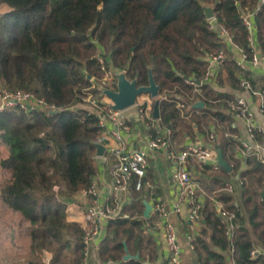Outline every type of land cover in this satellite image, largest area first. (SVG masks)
<instances>
[{
    "label": "trees",
    "instance_id": "obj_1",
    "mask_svg": "<svg viewBox=\"0 0 264 264\" xmlns=\"http://www.w3.org/2000/svg\"><path fill=\"white\" fill-rule=\"evenodd\" d=\"M259 3L0 0V7H9L0 13V82L9 91H32L59 109L58 113L28 114L11 107L0 112V142L9 146L1 167L11 172V178L0 187V199L29 222L33 253L29 264H44L35 255L43 250L54 254L50 264H82L84 230L78 222L67 220V207L76 194L91 185L97 171L98 116L76 105L89 92L101 94L91 80L104 77L99 50L103 49L114 66L126 70L127 77L139 85L149 84L152 70L164 96L160 104L162 124L176 128L175 119L181 114L183 117L184 111L186 115L193 111L210 116L208 121H229L207 100L205 108H194V102L205 99L207 93L203 96L195 91L185 78L203 80L207 62L202 56L222 46L210 29L204 5L212 6L218 20L245 44L241 10H253ZM256 21L264 50V4ZM199 88L203 93L209 90L206 84ZM175 93L187 99H176ZM181 102L185 103L182 108L178 106ZM233 143L229 136L220 143L223 155L233 150ZM246 161L247 169L239 174L238 166L231 171L223 167L214 170L212 166L203 170L201 182L208 193L203 224L195 248L183 255V264H232L231 260L264 264L263 255L251 258L255 246L264 247V162L254 155ZM229 182L235 185L232 192L225 189ZM216 201L230 211L239 205L231 238ZM143 222L144 218L132 221L125 217L110 221L100 248L104 264H144L140 241L132 253L139 254V260L125 261V255L117 254L125 251L124 242L133 235V227Z\"/></svg>",
    "mask_w": 264,
    "mask_h": 264
},
{
    "label": "built area",
    "instance_id": "obj_2",
    "mask_svg": "<svg viewBox=\"0 0 264 264\" xmlns=\"http://www.w3.org/2000/svg\"><path fill=\"white\" fill-rule=\"evenodd\" d=\"M263 4L264 0H260L255 9L241 10L242 23L247 33L245 44L237 41L231 31L216 16L207 18L211 31L217 34L222 46L217 51L205 52L202 56V59L207 62L203 80L185 78V82L193 86L195 91H200L201 85L217 84L220 66L228 58L240 71H257L264 76V50L261 46L260 30L256 21ZM97 56L105 76L100 80L94 78L92 80L93 88H98L101 94L96 96L93 92H89L84 98L92 103L93 109L90 111L98 116L101 134L100 141L97 143L103 144L105 151L101 156H98L96 152L95 159L97 161V158H102L107 164L110 182L107 189L102 191L96 171L91 185L83 190L84 195L91 201L84 210L82 264H100L96 252L104 239L110 221L124 217L123 208L130 202L129 196L132 191L140 192L145 187H151L147 181L151 152L164 151L166 153L167 159L171 162L170 181L174 188V210L180 214L185 211L186 219L193 224H202L206 192L201 180L189 169L191 158H194L201 166H212L214 170L222 167L219 163V145H203L196 141L177 148L172 139L173 129L153 116L154 103H152L151 96L143 101L138 98L135 105L125 110L114 109L113 102L104 94L103 89L116 90L117 74L124 70L110 67V58L105 56L103 49L99 50ZM240 87L250 92L251 97L256 99L259 110L264 113V85L260 89L255 88L249 78L243 75L240 78ZM173 96L179 100L182 98L180 93H175ZM103 98H106V102L102 100ZM253 104L251 98L243 95H236L229 101L235 123L243 120L247 133L245 137L234 134L228 136L239 143L242 155L245 157L264 150L260 145L252 143L258 135L264 133V124L256 117ZM180 105L184 106V104ZM11 107H17L28 114L36 111L51 113L53 110H59L43 97L25 88L8 91L0 86V112ZM131 110L134 111L131 112ZM131 113L137 116L136 122L138 123L130 119ZM209 138L215 142L216 135L212 133ZM234 186L233 182H229L225 189L232 192ZM151 204L152 211L159 216L162 223L167 264H183L185 252L193 250L196 246V234H189L188 243L184 244L179 235L178 225L171 220V210L167 208L163 199L156 196ZM216 206L223 222L228 227L227 234L231 238L239 205L236 203L235 210L232 211L227 210L221 201H216ZM260 255L264 256V247L257 245L251 251V258L256 259ZM231 263L237 264L233 260ZM0 264L21 263L0 260Z\"/></svg>",
    "mask_w": 264,
    "mask_h": 264
},
{
    "label": "crops",
    "instance_id": "obj_3",
    "mask_svg": "<svg viewBox=\"0 0 264 264\" xmlns=\"http://www.w3.org/2000/svg\"><path fill=\"white\" fill-rule=\"evenodd\" d=\"M0 8H2V12H6L9 10V7L5 4L2 5ZM260 42H261V37H260ZM232 70L235 71L234 75L231 74ZM243 75L249 78V80L253 83V86L255 88L260 89L264 85V76H262L259 72L251 71V70L247 72H242L235 66L234 62L230 58H228L220 66L218 83L214 85H208L209 86L208 89L212 90L216 94L217 98L223 99V105L221 108L218 109V111L222 112L223 114H225V116L230 118L228 121V127L231 125V127L228 128L229 132L228 131L226 133L221 132L222 127L218 119L212 118L210 121H207L206 123H202L201 120L199 119L197 120L191 119L192 116H198V115L200 116V114L197 113L198 115H196L193 113V111H190L188 116H185V118L188 120L186 125L182 127H179L178 125L176 126V128H172L174 132L172 139L174 141V144L177 146V148H181L186 144L194 143L196 141L201 142L203 145L215 144L217 146L218 145L221 146L220 143L225 141V139L229 134L245 137L247 133L245 122L243 120H239L237 123H235L234 117L229 107L230 99H232L236 95H243L246 96L247 98H251L252 102L254 103L253 106L256 112V117L264 124V113L259 110L256 99L254 97H251L250 92H247L246 90H243L240 87V78ZM198 92L203 93L201 90ZM205 93L206 91L204 92V94ZM147 97L148 96L142 95V100L147 99ZM139 99L141 100L140 97ZM198 101L205 102L204 100H196L194 104ZM180 104H184L185 106V103L182 102L178 103V106L181 108L184 106H181ZM206 106L207 105L205 102V106L203 108H205ZM133 111L134 110H131V112ZM130 119L133 120L134 122L138 120L137 116L134 113L130 114ZM234 123L236 124V126ZM212 133L216 135L215 142H212L209 138L210 134ZM252 143H254L255 145H260L262 148H264V133L258 135L252 141ZM0 145H3V147H5V151H4L5 153L3 154V156L0 157V171L3 174H5L7 180H9L11 178V172L4 170L1 167V160L9 155V146L2 142H0ZM233 146H234L233 150L228 149L227 154L226 156L224 155V157L231 164L232 169L233 167L238 166L237 172L239 174L245 171L248 167L246 161L247 156L245 157L242 155V152L239 147V143L237 141H234ZM253 155L259 158L261 161L264 160V150L258 151ZM149 160H150V165L147 174V181L150 183L151 187H145L140 192L132 191V193L129 196L130 202L125 204L123 208L124 217L131 218L129 212H131L132 210L137 211L140 207L143 208L142 211L143 217H145L144 212L146 207L144 201L148 200L150 203H152V200L156 196H160L165 202L167 208L171 210V220L178 225L179 235L183 240L184 244L187 245L188 235L191 233H195L197 236L198 232L202 228L203 222L201 225L193 224L186 219L187 215L185 211L182 214H180L174 210V204H175L174 188L171 185V181H170L171 162L167 159L166 153L164 151H153L150 153ZM97 165H98V170L96 177L102 191H105L110 182V176L107 171V164L104 163L102 158H97ZM189 169L201 180V178L204 175L203 170L206 169V166L199 165L194 158H191L189 163ZM141 200H142L141 203L144 205V207L139 202ZM90 201L91 199L85 196L83 191L76 194L72 198V200L68 202L67 220L69 222H78L81 226H83V222L85 219L84 210L86 206L89 205ZM1 203L3 205L4 211L16 215L17 217L20 218L21 221L25 222L26 225L29 227V222L25 221L18 212L14 211L13 209L5 205L2 201ZM145 219H154V223H155L154 227L155 226L158 227L157 232H154L156 236L154 241L155 256L154 259L149 261V263L147 264H167L168 262L167 252H166L165 241L163 238L162 223L160 221V218L155 212L151 211L150 216L148 218L145 217ZM107 232H108V228L104 234V239L107 235ZM25 236H26V241L30 243L31 236L29 231H27ZM103 241L101 242L98 251L100 250ZM10 243L12 247H10ZM29 245L30 244L25 246H29ZM14 246L15 245L13 243V238L9 239L8 236L2 238L0 236V260L9 263L29 264L31 258L13 256ZM189 252L190 251H186L185 254H188ZM53 256H54L53 252L48 250H43L42 255L40 257L41 262H43L44 264H50L52 262Z\"/></svg>",
    "mask_w": 264,
    "mask_h": 264
},
{
    "label": "rangeland",
    "instance_id": "obj_4",
    "mask_svg": "<svg viewBox=\"0 0 264 264\" xmlns=\"http://www.w3.org/2000/svg\"><path fill=\"white\" fill-rule=\"evenodd\" d=\"M204 6H209V5H204ZM212 8V6H209ZM2 12V8H0V13ZM109 57V56H108ZM114 62L113 60L110 59V67H115L114 66ZM104 72V71H103ZM105 76V74H104ZM92 80V78H91ZM0 86L1 88H4L5 90H7L4 85L0 82ZM9 91V90H8ZM206 96L204 97L205 99L203 100H207L208 104L211 105L215 111H217L219 108L222 107L223 105V99L222 98H217L216 94L212 91V90H206ZM204 96V93H201ZM145 96H150L148 94H143ZM163 94H160L159 99L161 100L163 98ZM141 101L142 100V96H140ZM183 99H187L185 97L182 96ZM197 98H193V100H196ZM102 100H104V102H106V98H103ZM152 103H155V99H153L151 97ZM190 102V101H189ZM77 107H81V108H85L87 110H92L93 106L92 103H90L89 101H86L85 98H83V100L81 102H79L77 105ZM184 109V108H183ZM189 108L187 107V112H188ZM183 112V111H182ZM182 116V114H181ZM180 116V117H181ZM186 115V111L183 112V117H181L182 119H180V117L178 119H175V121H177V126L179 125V127H182L184 125H186V123L188 122V120L185 118ZM211 117L210 116H192L191 119H199L201 120L202 123H206ZM190 119V120H191ZM220 121V120H219ZM221 124V132H229L228 130V120L225 121H220ZM187 127V126H186ZM5 147H3V145H0V157L3 156V154L5 153ZM7 180L6 175L3 174L0 171V187L1 185ZM257 200H260V198H257ZM138 211V212H137ZM132 210L131 212H129V214L131 215L132 221L133 220H142L144 218V222L141 223L140 225H136L133 227V235L127 239L126 243L130 246V253H135L134 249L136 247V242L140 241L141 244V250H142V260L144 264L149 263V261L154 259L155 256V234L154 232H157L158 227H154L155 223H154V219H145V217H143V208H139L138 210ZM150 224V225H149ZM26 225L25 222L21 221L19 217H17L16 215H13L12 213L6 212L3 209V205L1 203L0 200V236L3 237H7L10 239L13 238V243H14V249H13V256L15 257H29L32 258L33 257V253H32V238L30 239V243L26 241V233L27 231H29V227ZM12 241V240H11ZM29 246H25L28 245ZM10 247L11 243H10ZM23 247V250H22ZM29 247V248H28ZM18 248V249H17ZM97 260L99 261L100 264H103V261L100 257V250H97ZM117 254H121V255H125L126 252H119ZM38 257H41L42 252H37L35 254Z\"/></svg>",
    "mask_w": 264,
    "mask_h": 264
},
{
    "label": "water",
    "instance_id": "obj_5",
    "mask_svg": "<svg viewBox=\"0 0 264 264\" xmlns=\"http://www.w3.org/2000/svg\"><path fill=\"white\" fill-rule=\"evenodd\" d=\"M204 11L208 19L213 18L215 16L213 8L209 6H204ZM88 77L91 78L90 75H88ZM103 92L109 99H111V101L113 102L112 106L116 110H125L131 107L136 104L140 96H142L143 94H148L153 99H155L153 116L156 119H160L161 117V110H160L161 100L159 99L161 94V86L157 84L151 69L149 70V84L147 85H139L136 79L133 80L129 79L126 74V70H124L117 74L116 90L104 88ZM204 106H205V102L203 101H198L194 104L195 108H203ZM51 113H58V110H53ZM96 146H97V155L98 156L103 155L105 151V146L101 143H97ZM218 148H219V163L227 171H231L232 166L225 159L222 148L220 146ZM144 204L146 207L144 216L148 218L152 211V204L148 200H145ZM124 244H125V252H126L124 256V260L127 261L133 258L139 260L140 255L131 254L128 250L126 242H124Z\"/></svg>",
    "mask_w": 264,
    "mask_h": 264
}]
</instances>
